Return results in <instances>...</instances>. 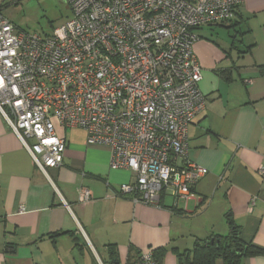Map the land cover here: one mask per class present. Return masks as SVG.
<instances>
[{"label":"crops","instance_id":"1","mask_svg":"<svg viewBox=\"0 0 264 264\" xmlns=\"http://www.w3.org/2000/svg\"><path fill=\"white\" fill-rule=\"evenodd\" d=\"M196 33L207 106L189 127L188 158L208 174L193 197L175 206L169 193L153 205L119 196L135 174L112 170L110 149L88 146L79 128L59 129L63 164L45 174L0 114V264H132L147 248L165 249L161 264H181L196 244L227 238L230 220L264 250V0H245L233 22ZM243 264H264V255Z\"/></svg>","mask_w":264,"mask_h":264},{"label":"built area","instance_id":"2","mask_svg":"<svg viewBox=\"0 0 264 264\" xmlns=\"http://www.w3.org/2000/svg\"><path fill=\"white\" fill-rule=\"evenodd\" d=\"M65 2L73 17L50 36L0 14L4 121L45 174L63 164L59 129L79 128L88 146L110 149L112 170L135 174L119 196L153 205L169 193L175 206L188 202L208 174L188 158L189 127L207 106L196 32L233 22L245 0ZM78 194L92 200L86 188ZM154 253L144 249L132 264H161Z\"/></svg>","mask_w":264,"mask_h":264},{"label":"rangeland","instance_id":"3","mask_svg":"<svg viewBox=\"0 0 264 264\" xmlns=\"http://www.w3.org/2000/svg\"><path fill=\"white\" fill-rule=\"evenodd\" d=\"M0 8L2 15L20 30L40 36L52 35L54 29L73 17L65 0H0Z\"/></svg>","mask_w":264,"mask_h":264},{"label":"trees","instance_id":"4","mask_svg":"<svg viewBox=\"0 0 264 264\" xmlns=\"http://www.w3.org/2000/svg\"><path fill=\"white\" fill-rule=\"evenodd\" d=\"M0 14H2L1 8ZM257 68L260 76L264 79V65H259ZM230 222L231 233L227 238L214 237L208 242L196 244L192 256L190 254L178 255L180 263L187 264L191 261V264H216V260L221 258L225 264H243L244 258L264 255L263 249L256 247L253 243L245 242L234 221L230 220ZM165 253V249L160 248L156 256L161 259ZM112 263L119 264L114 257H112Z\"/></svg>","mask_w":264,"mask_h":264}]
</instances>
